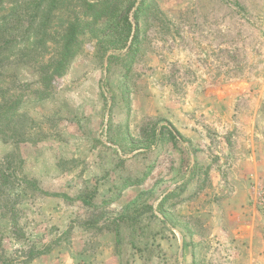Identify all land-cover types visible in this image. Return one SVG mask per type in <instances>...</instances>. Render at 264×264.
Masks as SVG:
<instances>
[{"label": "rangeland", "instance_id": "374dc122", "mask_svg": "<svg viewBox=\"0 0 264 264\" xmlns=\"http://www.w3.org/2000/svg\"><path fill=\"white\" fill-rule=\"evenodd\" d=\"M0 264H264V0H0Z\"/></svg>", "mask_w": 264, "mask_h": 264}, {"label": "trees", "instance_id": "16d2710c", "mask_svg": "<svg viewBox=\"0 0 264 264\" xmlns=\"http://www.w3.org/2000/svg\"><path fill=\"white\" fill-rule=\"evenodd\" d=\"M134 17H136V12H134ZM136 39H137V26H135V31H134V34L132 35L131 41H134ZM85 203H88V202H85Z\"/></svg>", "mask_w": 264, "mask_h": 264}]
</instances>
